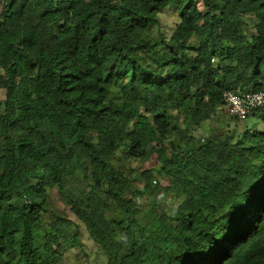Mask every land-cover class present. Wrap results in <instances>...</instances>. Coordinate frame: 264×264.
<instances>
[{
    "label": "trees",
    "instance_id": "obj_1",
    "mask_svg": "<svg viewBox=\"0 0 264 264\" xmlns=\"http://www.w3.org/2000/svg\"><path fill=\"white\" fill-rule=\"evenodd\" d=\"M200 7L0 0V264H66L82 235L105 264H264V104L202 129L225 92L264 95V0Z\"/></svg>",
    "mask_w": 264,
    "mask_h": 264
},
{
    "label": "rangeland",
    "instance_id": "obj_2",
    "mask_svg": "<svg viewBox=\"0 0 264 264\" xmlns=\"http://www.w3.org/2000/svg\"><path fill=\"white\" fill-rule=\"evenodd\" d=\"M159 28L160 30H163L165 34L168 36L173 29L175 23L177 22V15L176 11L174 10L173 12L169 11V8H166L164 11H162L159 14ZM4 99V91L0 89V102ZM224 121V122H223ZM248 123L247 117L242 120H236L230 118V116L226 113L225 109L221 110V114L218 116H215L212 121L206 122L203 124L202 129H212L214 132L221 133L222 131H225V129L222 127L224 123L228 125V129L233 132V135L236 134L237 131L241 132L243 131V126L245 123ZM201 132V131H199ZM125 164L128 165V158L123 157L122 159ZM124 164V166H126ZM132 165H136V163H132ZM123 166V167H124ZM143 166L141 167V169ZM157 168V167H156ZM138 169L139 167L136 166L134 172L132 173L134 177V186L137 188H142L143 186V181L141 178L138 176ZM156 179V182L159 184V186L166 185V181L164 179ZM49 202L50 205L53 209L56 211L64 212L67 214L69 218H73V215L69 212V208L63 204V202L60 200L57 192L55 190H51L49 192ZM141 204L140 207L142 208L141 210H146V201L145 200H140L139 201ZM52 220L50 214L44 215L43 222L41 227L45 228L48 224V222ZM40 231V227H39ZM84 233V232H83ZM82 238V243L84 247V251L81 252L80 250H75V251H70L68 250L65 254V260L66 264H105L103 260V255L101 254L100 251H97L95 245L89 241L85 235L81 236ZM84 253V254H83Z\"/></svg>",
    "mask_w": 264,
    "mask_h": 264
},
{
    "label": "built area",
    "instance_id": "obj_3",
    "mask_svg": "<svg viewBox=\"0 0 264 264\" xmlns=\"http://www.w3.org/2000/svg\"><path fill=\"white\" fill-rule=\"evenodd\" d=\"M223 97L226 113L238 120L245 119L252 111L264 104V95L260 92L237 94L227 91Z\"/></svg>",
    "mask_w": 264,
    "mask_h": 264
},
{
    "label": "snow or ice",
    "instance_id": "obj_4",
    "mask_svg": "<svg viewBox=\"0 0 264 264\" xmlns=\"http://www.w3.org/2000/svg\"><path fill=\"white\" fill-rule=\"evenodd\" d=\"M156 2H162V0H156ZM184 3L185 4H192L193 0H184ZM198 3H199V5H201V7H200L201 14H204L205 13V9L203 8V5L205 3V0H198ZM176 6H177L176 3H173L172 5H166V7L169 8L170 12H173L175 10ZM124 72H126L129 77H131L133 75V73L132 72H128L127 69H124L121 74H123ZM254 216H255V213H254L253 210H248L247 211L246 218H247V223L248 224H251V220H252V218H254ZM234 227H235V225H234ZM235 236H236V233L234 232V230L233 229H229V235L226 236L224 238V240L217 241L213 245L209 255L221 256L223 254V252L226 251V249L228 247H232L233 246ZM182 243H186V241H184L182 239H178L176 241V247L179 248ZM260 243H261V247L264 248V236H260ZM169 264H171L170 261H169Z\"/></svg>",
    "mask_w": 264,
    "mask_h": 264
}]
</instances>
